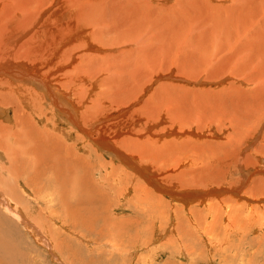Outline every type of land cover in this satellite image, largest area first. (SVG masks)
Instances as JSON below:
<instances>
[{"label": "rangeland", "instance_id": "obj_1", "mask_svg": "<svg viewBox=\"0 0 264 264\" xmlns=\"http://www.w3.org/2000/svg\"><path fill=\"white\" fill-rule=\"evenodd\" d=\"M53 1L51 0H0V70L2 69L4 65L5 66L7 65V67H10V68L12 67L13 69L15 68L14 70L16 72L19 69H24V67L25 68L28 67L27 70H31V69L37 70V71L39 70L40 75L42 74L45 75L46 68L47 70H49L50 68H54L53 66L54 64H56L55 67L57 66L56 60L60 57L54 56L56 47L62 44L66 46L69 43L70 39L73 38V35H72L73 33L77 32L75 35H77L78 33L82 34L84 30V28L83 29L81 28V26L84 25V22H81V21L79 22L80 27H77L78 25L76 23H73L75 18L70 19L68 22L67 15L63 13L65 10L63 7L64 5L63 2H64L66 3L65 8H70V7H73L72 5H74L77 7V10L81 12L80 14L83 15L84 17L86 16V14L89 13L88 10H90L91 14L90 15L88 14L89 15L88 24H90L91 22V26H92L93 23H95L96 25L98 24L96 23V21L99 22L100 25H97L98 35H95V37L100 42H103V41L106 42V43L104 42L105 44L100 43V45H102L103 47L105 46L109 48L114 47V51L109 50L105 52L104 54L105 57H100V58H104V60L110 59L109 62L115 61V63L119 65V67L117 68V65L115 64L114 65L112 64L113 66L112 65L108 66V62H106L107 66L105 67L106 63L104 65L103 62L99 61L97 65L100 66V73L101 74L103 73V71H101L102 67L104 68L103 69L104 71L106 70V72L103 75H98L99 77L96 76L97 78L95 77L96 79L99 80V85L97 84L98 80L96 81L97 83L94 84V87L97 88L96 89L97 93H99V90H100L99 87L100 85H102L101 82L104 84L103 85L104 87L101 86L100 92L101 91L103 92L104 90L109 91L108 85H107L108 83H105L106 81H104V79L106 80L109 77V74L111 71H115L119 73L120 70H122V68L125 69L126 66L129 67V64H131V61L134 60L133 63L138 64L139 67L142 69V71L143 69H145L143 71V74H141L142 82L140 85H142L143 82H150V80H152L154 75H157L159 73L168 74L171 71H174L175 76H177L178 78L183 77L191 81L192 82L191 85L183 81H177V83L175 81V84H177V86H179L181 90L184 89L182 86L186 85L185 87L190 89L192 91V92L190 91L192 94L197 95V97L190 96L186 100L188 103L192 101L195 102L192 104L191 107L194 106L197 109L198 107L202 106L203 108L200 107V109L202 108L201 110H204L203 102L205 101L203 98H200L201 96L199 93L203 89L209 91L208 94H210V97H213V99L211 100H214L213 101L214 104L216 100H218V97L216 98V96H220L219 99H221L222 102L219 103L217 101L218 105H216L215 108L217 109V111H223L220 113V117L225 118L224 119L225 121L227 118H229L231 121V117L234 116L235 112H236V115L234 116V118L235 117L239 118L238 117L239 114L241 117H243V113L245 110L242 107H245L246 105L248 106L249 104H250L249 106L255 105L257 103L256 101H258V98L254 97L257 100L255 102L250 103L248 101V98L246 99L244 96H247L246 95L247 93L248 94L253 93V96H256L258 94L256 92L264 83V78L260 80H256L254 82L248 83L247 81H245V82L239 83V81H235V80L233 81V79L230 77H228L229 79L225 81V77H226V74L230 70H232L234 66L240 67L242 62L243 64L247 63V65H249L250 63V65L247 66V67H250V68H247L249 73L244 74V75H250L253 72L251 71L253 69L252 67H254L255 65L257 66V64L259 63L262 65L263 68L261 67V65H258V66H260L262 70L264 69V0H106L103 6H101L100 4L93 5L88 10H85V12L81 8L88 7L86 5H82L83 3L87 2V0H59V1H55L54 5H52ZM81 1H83V3H81ZM67 2L71 4H68ZM110 3L112 5H110ZM48 22L51 24H49ZM67 24L70 26H68ZM188 24L190 26H188ZM77 28L80 31H78ZM89 31L90 33L93 34V31L91 30ZM130 37H133V38H130ZM80 38H82V36L77 37L75 41H73L72 43H70V45H68V46H71L72 44H74L73 46L74 53L77 52V47L79 46V44L84 42V39L79 40ZM123 38H125L126 40ZM68 46L66 47V49L68 48ZM119 51H121L127 56L125 57L122 56L124 54H122L121 52L119 54ZM131 52L135 53L132 55L133 57H130L131 55L128 56V54H131ZM82 53H85V52H82ZM107 53H110V54H107ZM113 53H115L117 57L116 56L114 57ZM141 53H144L145 55ZM70 55L71 54H69L68 57H65V59L66 60L69 59ZM77 58H79V60L76 59L75 65H73V67L65 68L61 73L59 72L61 68L57 70V73L59 72L58 76L61 75L60 77L62 81L64 80L63 83H61L62 85H60V83H58V85H60V88H62L64 91L65 90L69 91V88H71L68 75L71 74V72H75L74 68H78L80 69V71L81 70L84 71L88 67H90L89 65L91 62L89 60L83 59L86 57H77ZM93 58H94L93 61L96 62L97 57H93ZM238 60L239 62H241L240 64L239 62H237ZM230 67L232 68L230 69ZM115 68L117 70H114ZM15 71H12V75L1 74L0 81L1 80L10 81L9 78L11 79L12 77H13L12 78V81H13ZM89 72L97 73V71H89ZM232 72H234V70H232ZM263 74L262 76L264 77ZM103 76H106V77L103 78ZM163 77L158 82L156 83L153 82L151 89L146 94L143 92L142 102L138 103L135 107L130 109V112H131L130 118H131L132 114L133 116H136L137 113L135 112L143 108L140 106L147 107V105L150 104V107L152 106V110L151 109L148 110L147 114L148 116H151V117L146 118L147 120L145 119V121L140 122L139 125L137 124L134 127H133V124L135 123L132 122L133 123L132 124L130 122L132 119L128 120L127 122L129 124H126V125L128 126L129 129L127 128L128 131L126 132H129V134L125 132L123 135L120 136V138L118 137V139H120L121 141L124 138L127 140H131V141L132 140L133 141L143 140L147 138L148 136L150 137L152 133L153 134L151 136H156L158 134L163 135L164 137L167 136L166 138L163 137V141L166 142V144L171 147V150L167 147V150L165 152L168 154H171L172 151L175 152L177 150V155H178V150L180 148V147H177L178 144L183 143L185 141H187L188 143L190 141L192 142L194 138H195L194 140L197 141L196 137H198V134L196 133L201 134L205 132L207 137L204 136L205 139L204 138H200V140L198 139L200 142H204L202 146L198 145L195 148H194V144H188V145L181 146L183 149L182 151L184 152L186 151V152L184 153L181 151L180 152L181 156L179 155L178 156L179 158H182L183 160L186 158L184 162L181 161L183 165L184 164L186 165V167L184 166L182 169L179 168V170L176 171L175 173L174 172L171 173L172 175L167 174V173L163 175L157 169L158 167L160 168L162 167L160 166L161 163L157 164L153 160H149L148 162L149 164L147 163V166H151V168L152 167L155 168L162 175L160 176V179H163L162 181L164 182H160V183L163 186L168 187V190H172L173 189L172 185H174L175 182L176 183L178 182L179 183L178 189L180 190V194H183L184 197H188L189 199H190L191 192H194L196 190L204 191L208 188L212 189L213 187H215L217 190L219 187H221L219 189H221V191L223 192L222 196L224 194L225 196H223V198L221 197L220 200H218L216 197H213L212 203L214 206L212 207L211 206L207 207L206 205L195 207L194 205H192L195 202L191 203L190 206L185 207L183 204H181L182 202L175 203L172 201L170 194H172L174 190H172L169 193V195H164L162 192L157 193V192L152 191L153 187L146 186L145 188L146 189L148 188L149 193L153 194L154 196H160L163 199L162 208H161L163 217H160V214H159L160 210L158 207L147 204V201L140 203L138 201L139 199H136L137 198L136 192L134 191L130 193L127 197H125V200L127 199L128 201L126 200L124 202L123 200L122 202L123 204L120 205L121 204L120 200L117 198H114L113 197L114 195L111 196L110 194H108V192H104V193L102 192L104 189L103 186L106 183L105 178H109L113 176L115 173H118V170H115V169H113L114 171L112 170V165H111L112 163H111L110 158L106 156L102 157L98 155L99 158L97 157L98 158L97 159L94 153H92V156L90 159V157L86 154L88 157H86L87 159L85 158L86 159L85 162H88V166L85 167L84 164L81 166V168L84 171L79 170L78 168L75 169V166L73 164V166H71V169L74 171L69 170L70 172L69 175L72 174L74 176V173H77L78 171L82 173V176L85 175V178L82 177V181L86 182L85 184L87 187H89L88 185L90 183L92 184L95 183L94 188L98 187L96 188L98 192L96 190H94L96 191L94 192L90 188V191H88V193L90 197H94V198L97 197V199H95L96 200L95 203L77 204L79 206L75 210L76 212L72 211V215H74L75 217L72 216L71 219L64 220L66 222L65 226L68 227V229L71 231V234L65 231L63 227L56 225L54 223H51V222L43 225L47 221V220H44L45 222L43 221V218L46 219L45 217V215H47L46 210L41 212V210L39 209L37 211L36 205L33 204V202L27 197V194L25 195L24 190L26 189L22 187L23 188L22 190L21 184L20 185L15 184L16 186L15 188H4V190L6 189L7 191L11 190L14 193L16 192L15 195L18 197V206H21V208H24L27 210V213L26 212L25 213L28 215V217L30 216L29 218L31 220V223H34V225L37 223L38 224L41 223L42 225V226L40 225L41 228L39 227V225H36V226L40 230H42V237L45 243L49 246L51 250L52 248H55V247L59 248V252L56 253L57 254V260H56V258L52 254L39 248L35 240L31 238V235L27 233L24 226L20 225L18 222L17 223L13 222V224L12 223L11 225L9 224L10 225L9 230H12L13 227L17 225L15 229L19 228V231L22 234L20 233L21 236L19 235V236H16L15 238L12 235L9 236L7 235V233L2 232V235L4 237L2 238V235L0 236V240L2 242L1 244L2 246L0 245L1 246L0 252L2 250H6V249L8 250L5 251L6 252L5 254H4V251L1 252L4 255L0 253V264L2 263L11 264V263H8L6 260H8L9 262H12V264H60V262L64 264H91V261H94V262L98 261L96 262V264H264V238L258 237L256 234V230L254 229L249 230V226H248V223H249L248 220L250 218H253L255 213H257L261 217H264V204H260L261 202L257 201V199H254V198H252V202L248 203L245 200L236 198V197H234V199L238 201V202L235 201L236 206L234 204L228 205L225 202L226 199H228L229 197H232V194L226 190L231 188L230 191H232L233 190L232 188L236 187L238 177L240 176V174L237 173V171L229 170V169L238 170V165H235L231 168L225 166L226 164L230 165L231 162L228 161L229 160L228 157L230 156L223 153L224 151H227L226 149L227 147L224 146L225 141L229 138V136L230 137L232 135L236 136L237 130L236 131L231 130L230 127H228V123L225 122L224 120L223 122L219 120L217 122V119L215 120L201 119L204 125L202 124V122H199L197 118L193 119V120L196 119L195 121L197 123L193 120H182L180 118H176L173 115L172 111L168 113L167 111L169 110H167L166 108L165 109L167 110L166 111L167 117L163 118V120L161 118H156V117H161V116L159 115L160 113H158L159 110L156 109L157 110L156 111L155 108L153 107V101L155 100H152L151 97L156 92V90H158L157 88H160L166 83L173 82L171 80H167V78L163 79ZM91 78L93 77L91 76ZM53 82L55 83V81ZM243 83L244 84L246 83L245 84L246 86ZM4 84H6L5 81H3L2 86ZM118 84H119V81H118ZM172 84L170 83L169 87L168 85H166L168 87L167 89L170 91H173L171 90V88L173 89ZM106 85H107V88H106ZM109 86L111 87V84ZM238 87H240V90ZM80 88H81L80 86H77L76 88H74V90L76 89L75 95L79 99H80V94L82 93L81 91L82 89L80 90ZM241 88L243 89L244 92H242ZM193 90H196V92H193ZM161 91H162V88H161ZM246 91L248 92L246 93ZM112 92L113 91L110 90V93ZM239 92L240 94H239V99H238L237 95ZM4 93L6 95V92L4 90L2 92V88H0V97H3V101L5 102L6 97H4ZM88 93L90 92H86V90H84L82 94L84 98L88 96L87 97L88 103L86 104V106H89L90 101H91L90 98H93L91 93L90 94ZM20 94L23 95V93H20ZM157 95L161 97L159 93ZM12 96H15V93L14 95L12 94ZM21 97L23 98V96ZM175 97L176 99L175 98L172 99L173 101L170 99L172 102L168 100L167 103H169V105L168 104L167 105L172 106L173 108V105L179 104L180 107H178V110H181L182 112L184 110V108H182L183 107L182 99L180 98L179 95H177V93L175 94ZM119 98L116 97V95L111 94V96H108L106 98L107 99L106 101L100 100L98 104V109L100 110L102 108L103 110L102 113H105L108 110L107 113H109L112 111L113 108L116 109L117 107H120L121 105H122L121 107H126L124 106L125 101L120 100ZM240 98L242 99V101H240ZM8 99L9 98H7V101ZM229 99L231 100V102L229 101ZM23 101L27 102L24 99ZM103 102L104 103L106 102V103L102 104ZM174 102H177V104L171 105V103H174ZM228 102L232 103V105H230V103ZM6 103L10 104L11 102L9 100ZM236 103H239V104L236 105ZM15 104L16 103L14 102L13 105L9 106L10 111H11L10 116H13L15 114V108L20 103H17V105ZM39 104L41 107L42 106L45 107V105L42 102H39ZM161 105L163 107H166V103H162ZM3 106L4 104L2 105V107ZM194 107L191 109L196 111ZM86 109L87 108H85V110ZM29 111L30 110L28 109H23V112L26 114H31V112ZM16 112H17V109H16ZM124 113L125 112L120 113V111L116 112L114 114L115 120L113 119V121L105 122L104 125L111 124L112 122H117V120L118 121L121 120L125 116ZM156 113H158L159 116ZM224 114H228V115H224ZM89 115H92V114H89ZM49 116L50 117H48V119L50 118L52 120L51 129H49V132L55 137L50 138L48 142L57 144V145H62L63 148L65 147L64 152H66L67 149L70 150L69 152L65 153L67 160H70L68 159L69 157L68 155H70L68 153L70 152L73 153V155L75 154L79 155L78 152L79 151L81 152V149H80L81 146H78L76 150L74 149V146L76 145L75 142H77V140L75 139L74 136L71 135L70 128L66 127L65 122H62V121L60 122L56 119H53V116L51 115ZM155 120H157V122L159 120V122L156 123ZM31 121L29 123L34 124L35 128H37L38 130L44 129L43 127L44 124H39L38 122L39 120L37 118L35 119L34 117H32ZM56 122L61 124V128H60L61 132H54V129L52 128V124ZM161 122L163 123L166 122V123H164L163 125V123ZM170 122L172 125L175 123L174 127L172 126L170 127L171 124H167ZM224 122L226 124H224ZM177 123H179L178 127H177ZM222 123L224 126L222 125ZM5 124L9 125V123H6V122ZM165 124H167L166 129L169 128L167 129L168 131H166L165 129ZM182 124L184 125L182 126ZM142 125L144 128H142ZM179 125L182 126V128L179 127ZM215 125H218V127ZM219 126L221 127L219 128ZM135 127H137L138 129ZM183 127H185L186 130H184L185 128ZM196 127L200 131L197 130ZM200 127L202 129H200ZM194 128H196L195 131L197 130V132L195 133V136L196 135L197 136L196 137L193 136L194 138L191 140L188 138L192 137V135L185 137L188 134V132L193 130ZM209 128L211 130H209ZM179 129L181 131H179ZM170 130L173 131L171 132L173 135L168 134ZM182 130H184L185 133ZM64 131L67 133V136L64 134L65 133ZM165 131L167 135L165 134ZM224 131L226 132V134ZM257 131L259 133L262 132L260 129L257 130V128H251V129L245 128L242 130V132H247L253 136H258L256 135ZM62 132L65 138L63 137L62 139L63 141H60L58 139L60 137L62 138L61 136ZM143 132H144V135H142ZM180 134L181 135L184 134L183 137H181L182 139L178 136ZM215 134H216V137H214ZM173 136H175L174 137L175 139L173 138ZM177 136L179 137L178 140L176 138ZM128 137L129 138L131 137V139H129ZM168 140L170 141L168 142ZM174 140H177V141H174ZM246 143L237 148L235 156L238 155V158H242L244 156L252 154V150L254 149V147H256L257 144L254 142V144L250 147V149L249 148L247 149L248 142ZM10 144H12V142H10ZM69 144L71 146H69ZM13 147L14 146H12L11 148ZM244 149L245 150L247 149L246 153H244L245 152ZM82 152L80 153V155L84 156L85 153L84 151ZM158 155L160 154L157 153L156 156ZM225 158H227V161H226V164L223 165L221 162L224 163ZM230 160H233V158L230 157ZM91 161L93 162L92 164H90ZM95 162L97 164H94ZM115 164L118 167L120 165L119 162H115ZM188 164L191 165L192 167L188 166ZM70 165L72 164L70 163ZM95 165L97 169L93 171L92 169H93V166ZM102 165H104L105 170ZM59 166H62V165L60 164ZM11 170L15 173H16L15 170H18L21 174V177L23 175L22 172H24V169H20L18 166V163H15V162ZM92 171L93 173H89ZM194 171H197L198 173L192 174V172ZM58 175H60V173H58ZM101 175L104 176L105 178L100 177ZM194 176L196 178H194ZM233 178H237V180L236 179L233 180ZM119 179H120V182H119ZM138 179L139 177L138 176L136 177V175H134L133 178L128 180L130 183L127 181L124 183L123 186L125 188L131 187L133 190V188H136L138 184H140V180ZM122 181H123L122 177L119 176L117 177V180L108 181V182L109 184L111 182L110 185L113 187H119V186H122ZM11 183L12 181L10 182V184ZM73 183L75 182L71 181V184ZM117 183H119V185ZM41 186L38 185L39 190H41ZM120 188L122 189V187ZM30 190L31 189L28 188L26 191H28L29 193L31 191L33 193L36 191L35 192L36 199L40 200V199L45 198V197H42V198L40 197V196H43L44 194L43 193L41 194L36 188L32 189L31 191ZM92 193L93 194L96 193L94 195H98V196L95 197ZM116 194L118 193L116 192ZM242 195L248 196L247 191L244 190L242 192ZM102 197H103L102 199L103 201L100 200ZM153 197L151 198L152 202L155 200V198ZM66 204L67 202L60 201L57 203L55 208H51V210L55 211L57 207L63 208L64 206H66ZM49 205H55V203L54 204L49 203ZM86 205L87 206L89 205L88 208L89 207L91 208V206L93 205L92 208H94L95 210L90 211L92 208L88 210L87 207H84ZM98 206L99 207L102 206V208L101 207L99 208ZM234 206L237 212H241V215L239 213L240 215L239 220H236V221L237 223H241V225L242 223L245 224V225H242L244 227L243 231L237 230L236 228L235 229L231 228L230 222L228 220V218H231V217L230 216L224 217L223 215V212H226L227 208L234 207ZM95 207H98V208L96 209ZM150 207L151 209L154 208L153 210L157 209L156 213H154L155 211H151V212L144 211ZM236 207L237 208L242 207V208L237 209ZM31 209H36L33 211H36L37 213H34L33 211H31ZM177 209H180V210H177ZM0 211H1L0 219L7 218L8 222L13 221L12 219L14 218L13 214H8L9 212L8 211L6 212L4 208L0 209ZM59 211L60 213L61 212L63 213L62 210H57L55 211L57 216L60 218L65 217L63 215L64 213L60 214ZM110 211L111 213L108 214ZM92 212H94V214ZM105 213L108 214L107 217ZM95 216L96 217L98 216V218H96ZM197 216L199 219H197ZM221 217H224V218H221ZM89 218L92 220H89ZM217 218L218 219L221 218V219L218 221ZM83 222L85 224H83ZM91 222H92V225H91ZM38 228L36 229L37 232H39ZM205 228H210V232H207ZM223 228H225L226 232L227 231L230 232L231 230H233L235 233L231 231L230 237L226 238L223 232L224 231ZM72 231L73 232L77 231L76 233H80L86 236L88 238L87 240L91 241L90 247L87 245V242L85 243L84 241H81L79 238L80 236L78 237L76 233H74L75 234L74 235ZM106 232L108 233L106 234ZM99 234H101V236ZM18 237L20 238L18 239ZM4 238L5 239L8 238L6 239L7 242L4 241ZM254 239H256L255 242H254ZM8 240L10 241L9 242L10 245L8 243ZM94 241H95V244H94ZM116 241L117 243L115 244ZM225 241L228 244L225 245L224 243ZM5 243L6 244L8 243V244L5 245ZM220 243H224V244L221 245ZM112 245L113 247L114 245L115 246L119 245L117 249L118 251H116L115 249L117 248V246L113 248ZM260 245L261 246L263 245V247H261ZM3 246H6V247H3ZM92 246L97 247L99 250L91 251V249L93 248ZM122 246L126 249L125 253L124 251H120ZM111 248L113 249L111 250ZM184 248L187 249L190 257L188 256L183 257ZM7 251H9L11 255H9ZM11 251L15 253L12 254ZM5 256H6V259H5ZM59 258H60V262L58 261ZM2 260L5 262H2Z\"/></svg>", "mask_w": 264, "mask_h": 264}, {"label": "bare ground", "instance_id": "obj_2", "mask_svg": "<svg viewBox=\"0 0 264 264\" xmlns=\"http://www.w3.org/2000/svg\"><path fill=\"white\" fill-rule=\"evenodd\" d=\"M51 1H53V0H51ZM55 1H59V0H54L52 5H54ZM105 2H106V0H87V2H85V3H83V1H81V3H83L82 5L88 6L86 8H81V9L85 12V10H88L89 8H91V6L98 5V4L103 6ZM67 3L71 4L69 2H67ZM63 4H64L63 7L65 9L63 13L65 15H67L68 22H69L70 19L75 18L73 23H76L78 25L77 27H80V25H79L80 21L84 22V25L81 26V28L82 29L84 28V30H83L82 34L78 33L77 35H75L77 32L73 33L72 35H73L74 39L71 38L69 43L66 46L63 45V44L62 45L58 44L59 46L56 47V51L54 53L55 57H60V58H58L56 60L57 61V66L55 67L56 64H54L53 65L54 68H50L49 70H47V68H46V73H45V75L42 74L43 76L39 74V70L38 71L37 70H32V69L31 70H27L28 67L27 68L24 67V69H26V70H24V69H19L18 70V68H17L18 71L16 72L14 70L15 68L13 69L12 67L10 68V67H7V65L6 66L4 65L2 67V69L0 70V75L1 74H3V75H12V71H15L14 72L15 73L14 74V80L15 81L14 80L12 81V78H13L12 76H10V77H12L11 79L9 77H7V78H9L10 81H7V80H1L0 81V88H2V92H3V90L6 92V95L4 93V97H6L5 98V102L3 101V97H0V104H1L0 105V209L4 208L6 212L7 211L9 212L8 214H13V216H14V218H12L13 221L11 219L12 222H10V221L8 222L7 218H1L0 219V233H1L0 236L2 235V232L7 233V235H9V236L12 235L15 238H16V236H19L21 232L19 231V228L15 229V227L17 225H15V227H13L12 230H9V226L11 225V223L13 224V222L14 223L18 222L20 225L24 226V228L27 231V233L31 235V238L33 240H35V242L39 246V248L49 252L50 254H52L56 258V260H57V254L56 253L59 252V248L55 247V248H52V250H51L49 248V246L45 243V241H44V239L42 237V230H40L36 226V225H39V227H40L41 223L40 224L37 223L35 225H34V223H31V220L29 218L30 216L28 217V215L26 214L27 210L24 209V208H21V206H18V197L15 195L16 192L14 193L11 190L7 191L6 189L4 190V188H15L16 187L15 184H19V185L21 184L22 185L21 188L24 187L26 190L28 188L31 189V190L36 188L41 194L42 193L44 194L43 196H40L41 198L45 197L44 199H40V200L36 199L35 198V196H36L35 192L36 191L33 193L30 190L31 192L29 193L28 191L24 190V192H25V195L27 194V197L33 202V204L36 205L37 211L39 209L41 210V212L46 210V212H47V215H45L46 219L43 218V221L44 220H47V221L46 222L44 221L45 223L43 225L51 222V223H54L56 225H59V226L63 227L64 230L67 231L70 234H71V231L68 229L67 226H65L66 222L64 220H66V219L69 220V219L72 218V216H74V215H72V211L76 212L75 210L79 206L77 204L95 203L96 202L95 199H97L96 196H98V195H94L96 193H94V194L92 193L96 198L90 197L88 191H90V188L92 189V191H94L98 187L94 188V184L95 183L94 184L90 183L88 185L89 187H87L86 184H85L86 182L82 181V177L85 178V175L82 176V173L78 172V171H77V173H74V176L72 174L69 175V173H70L69 170L74 171V170L71 169V166H73V164L75 166V169L78 168L79 170H83L81 168V166L83 164H84L85 167L88 166V162H85V160L87 159L86 157H88V156L91 159L92 153H94L96 158L98 157V155H100L102 157L106 156V157L110 158L111 163H112L111 164L112 165V170L113 169L118 170V173H115L113 176H111L109 178H105L102 175L100 177H103V178L106 179V181H105L106 183L103 186L104 189H103L102 192L103 193L104 192H108V194H110L111 196L114 195L113 196L114 198H117V199L120 200L121 204L118 202L120 205L123 204L122 203L123 200H124V202L127 200V199L125 200V197H127L130 193H132L134 191V192H136V197H137L136 199H139L138 201L140 203H143L144 201H147V204L154 205V206L158 207L159 210H160L159 211L160 217H163V213L161 211L163 199L160 196H154L153 194L149 193L148 188L147 189L145 188L146 186L153 187L152 191L157 192V193L158 192H162L164 195H169V193L172 190H174L173 193L170 194L171 198H172V201L175 202V203L182 202L181 204H183L185 207L190 206V204L194 203V202L195 203L192 204V205H194L195 207H200L202 205H204V206L206 205L207 207L208 206L212 207V206H214L213 203H212L213 202L212 201L213 197H216L218 200H220L221 197L223 198V196H225V194L222 196L223 192L221 191V189H219L221 187H219L218 190H217L215 187L212 186L213 187L212 189H209L207 187L209 190L208 189H206L204 191L203 190H196L194 192H191L190 193V199H189L188 197H184L183 194H180V190L178 189L179 188V183L178 182L177 183L175 182L174 185H172V188H173L172 190H168V187H165V186H163L160 183V182H164V181H162L163 179H160V176H162V175L159 172H161L163 175L166 174V173L167 174H171L173 172L175 173L176 171H178L179 168L182 169L184 166L186 167V165L185 164L183 165V163L181 162V161L184 162V160L186 158L184 160L182 158H179V156H181L180 152L183 150L182 147H181L182 145L194 144V148H195L198 145L202 146V144L204 143V142H200L199 140H200V138H204V136L207 137V135L205 134V132L201 133V134L196 133L197 130H199L197 127H196L197 128L196 131H195L196 128H194L193 130L189 131L188 134L185 137H188L189 135H192V137L188 138V139L191 140V139L194 138L193 136H195V133H196V134H198L199 138L196 137L197 135L195 137L197 138V141H199V142L194 140L195 139L194 138L193 140L196 141V142H194L192 140V142L190 141L189 143L187 141H185L183 143L178 144L177 147H180L179 150H178V155L179 156L177 155V150L175 152L172 151L171 154H168V153L165 152L167 150V147L170 150H171V147L168 146L166 144V142L163 141V137H164L163 135H159L158 134L156 136H151L153 134L151 132L152 134L150 135V137L148 136L147 138H145L143 140H135V141L132 140L131 141V140H127V139L124 138L121 141L120 139H118V137L120 138L121 135H123L126 131H128L129 128L126 125V124H129L127 122L128 120L132 119L130 122L131 123L132 122L135 123V124L132 123L133 127H134L137 124L139 125L140 122L145 121L146 118H150L151 117V116H148V114H147L148 110H150V109L152 110V106L150 107V104H148L147 107L140 106V107H143V108H141V109L137 110V112H135V113H137L136 116H133V114H132L131 118H130V114H131L130 109L135 107L138 103L142 102L143 92L146 94L151 89V86H152L153 82L154 83L158 82L163 77V75H164L163 79L167 78V80H171L173 82L166 83L165 85L161 86L160 88H157L158 90H156V92L151 97L152 100H155V101H153V107L155 108V110L156 109L159 110L158 113H160L159 115L161 116V117H156V118H161L163 120V118L167 117L166 116V111L169 110V111H167L168 113L170 111H172L173 115L176 118H180L182 120H193L194 118H197L199 120V122H202L201 119H203V120H206V119L215 120V119H217V122H218V120L223 122V120L225 118L220 117V113L223 112V111H217V109L215 108V106L218 105L217 101L219 103L222 102V100L219 99L220 96H216V98L218 97V100H216V102L214 104L213 103L214 100H211V99H213V97H210V94H208L209 91L203 89L199 93H200V96H201L200 98H203L204 101L206 102V103L203 102L204 110H201L203 108L202 106H200V107H202L201 109H200V107H198L196 109V107L193 106L196 109V111L192 110L191 108H193V107H191V106L195 102L194 101H192V102L189 101L190 103H188L186 100L190 96L197 97V95L192 94L191 93L192 91L190 89H188L187 87H185L186 85L182 86L184 89L181 90V88L179 86H177V84H175V81H176V83H177V81H183V82H186L189 85H191L192 84L191 81H189L188 79L183 78V77L182 78H178L177 76H175V72L174 71H171L168 74L159 73L160 72L159 71L158 72L159 74L156 73L157 75H154V77L152 78V80H150V82H143V84L140 85L141 82H142L141 74H143V71L145 69H143V71H142V69L139 67L138 64L133 63L134 60L131 61V64H129V67L126 66L127 68L126 67H125V69L122 68V70H120L119 73L110 70L111 72L109 74V77L106 80L104 79V81H106L105 83H108L107 85H108L109 91L104 90L103 92L101 91L102 93L100 92L101 86L104 85L101 82L102 85H100L99 93H97V91H96L97 88L94 87V84L98 82L97 84L99 85V80L96 79V78L99 77L98 75H103L106 72V70L104 71L103 70L104 68L102 67L101 71H103V73L101 74L100 73V66L97 65V64L99 63V61H101V62H103L104 65H105L106 62H108V66L112 65V64L113 65L114 64L117 65L115 63V61L109 62L110 59L104 60V58H100V57H105V55H104L105 52H107L109 50H113L114 51V47L109 48V47H105V46L103 47L102 45H100V43L105 44L106 42L105 41L100 42L95 37V35H98V32H97L98 31V27H97V25H100V23L96 21V23H98L97 25L95 23H93V25L91 26V22H90V24H88L89 23L88 22V17L91 14L90 10H88L89 11V13H88L89 15L86 14V16L84 17L83 15L80 14L81 12H79L77 10L76 6L72 5L73 7L65 8L66 7V3L63 2ZM140 4H141V2H140ZM110 5H112V4L110 3ZM60 10H62V9H60ZM100 16H101V14H100ZM64 23H65V21H64ZM49 24H51V23H49ZM68 26H70V25H68ZM188 26H190V25L188 24ZM77 30L80 31L78 28H77ZM89 30L93 31V34L90 33ZM61 35H62V33H61ZM80 36H82V38H80L79 40H83L84 39V42H82V43L79 42L80 44L77 47V52L74 53V48H73L74 44H72L71 46H68V45H70V43L75 41L76 38L80 37ZM119 38H121V37H119ZM125 38H127V37H125ZM125 38H123V39H125ZM130 38H133V37H130ZM52 41H53V39H52ZM136 42H138V41H136ZM67 46H68V48L66 49ZM121 51H119V54H120ZM82 52H85V53H82ZM69 54H71L70 58L66 60L65 57H68ZM107 54H110V53H107ZM113 54H114V57H115L116 56L115 53H113ZM122 54H124V53H122ZM133 54H135V53L131 52V54H128V56L131 55L130 57H133L132 56ZM141 54L145 55L144 53H141ZM122 56L125 57L127 55L124 54ZM136 56H138V55H136ZM77 57H86V58H83V59L89 60L91 62L90 65H89L90 67H88L86 69L87 71L86 70H84V71L81 70L80 71V69L74 68L75 72H71V74L68 75L69 76L68 77L69 78V83H70L71 88H69V91H67V90L64 91L62 88H60V85H62L61 83H63L64 80L62 81V79L60 77L61 75L58 76V73L59 72L61 73L65 68L73 67V65H75L76 59L79 60V58H77ZM93 57H97L96 58V62L93 61L94 60ZM142 59H143V57H142ZM237 62H239V60ZM140 63H142V62H140ZM240 63L241 62H239V64ZM235 64H237V63H235ZM256 64H257V62H256ZM249 65H250V63H249ZM249 65H247V63L243 64V62L241 63L240 67L233 65L234 67L233 68L230 67V69L232 68V70H234V72H232V70H230L226 74L225 81L229 79L228 77H230V78L233 79V81L234 80L235 81H239V83L245 82V81H247L249 83V82H254L256 80H260V79L264 78L262 76V74L264 72V69L262 70L263 67H262V65L260 63L257 64V66L261 65L262 68L260 66L257 67L255 65L256 67L254 66V67H252L253 69L251 68L252 69L251 71H253V72L250 75H244V74L249 73V71L247 70V68H250V67H247ZM11 66H12V64H11ZM106 66H107V63L105 65V67ZM120 66H122V65H120ZM185 66H187V65H185ZM48 67H49V65H48ZM118 67H119V65H117V68ZM60 68H61V70H59ZM241 68L244 71H242ZM108 69H109V67H108ZM57 70H59L58 73H57ZM114 70H117V69L115 68ZM239 70H241V71H239ZM89 71H97V73H91ZM91 76L93 78H91ZM104 77H106V76H103V78ZM52 80L55 81V83H57V84H55ZM3 81H5L6 84H4L2 86ZM118 81H119V84H118ZM58 83H60V85H58ZM170 83L171 84L173 83L172 84L173 89L171 88V90H173V91L176 90V91L173 92V91H170V90L167 89L169 87ZM236 83H238V82H236ZM110 84H111V87L109 86ZM250 84H252V83H250ZM107 85H106V88H107ZM166 85H168V87ZM77 86L81 87L80 90L82 89L81 90L82 93L81 94L79 93L80 94V99L78 97H76V95H75L76 89L74 90V88H76ZM240 87H238L239 90H240ZM161 88H162L163 92L161 91ZM84 90H86V92H90L91 95L93 96V98H90L91 101H90L89 106H86V104L88 103V98H87L88 96L84 98V96L82 95ZM110 90L113 91V92L110 93ZM193 92H196V90H193ZM242 92H244L243 89H242ZM247 92L248 91H246V93ZM14 93H15V96H12V94L14 95ZM20 93H23V95L20 94ZM90 93H88V94H90ZM158 93L161 95V97H159V95H157ZM176 93L182 99V103H183V107L182 108H184V110L182 112H181V110H178V107H180L179 104L178 105H173V108H172V106H168L169 103H167L168 100L171 101L174 98L176 99V97H175ZM246 93H244V94H246ZM256 93H258L256 96H253V93H250V94L247 93L246 94L247 96H244L246 99L248 98V101L250 103L255 102L257 100L254 97L258 98V101H256L257 103L255 105H252V106H249L250 104L248 106L246 104H245L246 106L243 105V106H245V107H242L245 110L244 113H243V117H241L240 114L238 113L239 115L238 114L237 115H238L239 118H236V117L234 118V116L236 115V112H235V114L233 113L234 116L231 117V121H230L229 118H227L226 121L224 120L225 122L228 123V127H230L231 130H233V131L237 130V133H236L237 135L236 136L232 135L231 137L229 136V138L226 141L224 140L225 141V145L223 143V145L227 147L226 148L227 151H224L223 153L226 154V155H229L231 158H233V160H230V157H228V159H229L228 161L231 162L230 165L226 164L227 158H225L224 163L223 162H221V163L223 165L226 164L225 166L226 167H230V168L235 166V165H238V170H234V169H229V170L237 171V173L240 174V176L238 177L237 185L234 184V185H236V187L232 188L233 189L232 191H230L231 188L226 190V191L230 192L232 194V197H233V198L229 197L228 199L225 200V202L228 205H230V204H234L235 205V201H237V200H235L234 197L243 199V200H245L248 203L252 202V198H254V199H257V201L261 202L260 204H264V132H263L264 131V83L258 89V91ZM111 94L116 95V97H118V98L121 97L119 99L125 101L124 102L125 103L124 106H126L127 108L126 107H121L122 106L121 105L120 107H117L116 109L113 108L112 111L109 112V113H107L108 110L105 113H102L103 110H102V108L100 110L98 109V104H99L100 100H102V101L105 100L106 101L107 100L106 98L108 96H111ZM117 94H119V95H117ZM239 94H240V92L237 95L238 99H239ZM19 95L23 96V98L21 96H19ZM183 95H185V96H183ZM7 98H9L8 101L10 100V102H11L10 104L6 103V102H8ZM23 99L26 100L27 102H24ZM229 101L231 102L230 99H229ZM240 101H242L241 98H240ZM14 102L16 103L15 105H17V103H20V104H18L16 106L15 114L13 116H10L11 111H10L9 106L13 105ZM39 102H42L45 105V107H43V106L41 107ZM117 102H116V104H117ZM230 102H228V103H230ZM105 103L103 102L102 104H105ZM162 103H166V107H163L161 105ZM198 103H200V102H198ZM3 104H4V106L2 107ZM172 104H177V102L171 103V105ZM237 104H239V103H236V105ZM230 105H232V103H230ZM84 107L87 108V109L85 110ZM16 109H17V112H16ZM23 109L30 110L29 112H31V114L24 113ZM83 110H85V111H83ZM119 111H120V113L125 112L124 113L125 116L124 117L122 116L123 118L121 120H119V121L117 120V122H112L111 124H105L104 125L105 122L113 121V119L115 117L114 114L116 112H119ZM126 112H127V114H126ZM190 112H191V114H190ZM158 113H156V114L158 115ZM89 114H92V115H89ZM49 115L53 116V119H56V120H58L60 122L61 121L65 122L66 127L70 128L71 135L74 136L75 139L77 140V142H75L76 145L74 146V149L76 150V148L78 146H81V148L80 147L79 148L81 149V152L84 151V153H85L84 156L85 157L83 155H80V153H81L80 151L79 152L77 151L80 156L77 155V154L73 155V153L70 152V153H68V154L71 155V156L68 155L69 156L68 159H70V160H67L65 153L69 152L70 150L67 149V151L64 152L65 147L63 148L62 145H57V144H53V143L48 142V140L50 138L55 137L49 132V129H51V121H52L50 118L48 119V117H50ZM224 115H228V114H224ZM120 116H119V118H120ZM32 117H34L35 119L37 118L39 120L38 121L39 124H44V126H43L44 129L38 130L37 128H35L34 124L29 123L31 121ZM152 120H153V118H152ZM166 120H168V119H166ZM195 120H193V121H195ZM5 122L9 123V125H6ZM155 122L158 123L159 120H158V122H157V120H155ZM225 122H224V124H226ZM161 123H163V122H161ZM164 123H166V122H164ZM164 123H163V125H164ZM167 124H171V122L167 123ZM167 124H165V129H166V125ZM174 124L173 125L171 124L170 127L171 126L174 127ZM178 124L179 123H177V127H178ZM202 124L204 125L203 122H202ZM149 125H151V124H149ZM183 125L184 124H182V126ZM218 125H215V126L218 127ZM222 125H223V123H222ZM182 126L179 125V127H181V128H182ZM233 126H234V128H233ZM137 127H139V126H137ZM137 127H135V128H137ZM189 127H190V125H189ZM201 127H200V129H202ZM220 127L221 126H219V128ZM52 128L54 129V132H61V129H60L61 128V124H59L58 122L53 123L52 124ZM142 128H144L143 125H142ZM183 128H185V127H183ZM205 128H206V126H205ZM212 128H213V126H212ZM245 128H249V129L257 128V130L260 129L262 132L259 133L257 131L256 135H258V136H253V135H250L247 132H242V130L245 129ZM163 129H164V127H163ZM167 129H169V128H167ZM167 129H166V131H168ZM170 129H172V128H170ZM180 129H179V131H181ZM184 130H186V128ZM184 130H182V131L184 132ZM209 130H211V129L209 128ZM166 131H165V134H166ZM215 131H216V129H215ZM171 132H173V131L170 130L168 132V134H172ZM201 132H202V130H201ZM126 133L129 134V132H126ZM64 134L67 136L66 132ZM64 134L62 132V134H61L62 138L60 137L58 140L63 141L62 140L63 137L65 138ZM225 134H226V132H225ZM142 135H144V132H143ZM183 135L180 134L178 136L181 138V137H183ZM178 136L176 137L177 140L179 139ZM166 137H164V138H166ZM174 137L175 136H173V138ZM214 137H216V134H215ZM129 139H131V137ZM177 140H174V141H177ZM169 141L170 140H168V142ZM10 142H12V144H10ZM246 142H248L247 149L248 148L250 149V147L254 144V142L257 145L252 150V154L244 156L242 158H238V155L235 156L237 148L240 147L241 145H244ZM164 145H166V146H164ZM12 146H14V147L11 148ZM69 146H71V145L69 144ZM255 148H256V150H255ZM247 149L246 150L244 149V151H245L244 153H246ZM221 151H222V149H221ZM160 152L163 153V154H161ZM182 152H184V151H182ZM157 153H159L160 155L156 156ZM169 153H170V151H169ZM182 156H184V155H182ZM207 157H208V155H207ZM189 159H191V158H189ZM149 160H153L157 164L161 163L160 166H162L164 168H162V167L161 168L160 167L157 168L156 167L159 172L153 167H152L153 168L152 169L151 166H147V163L149 162ZM191 160H193V159H191ZM14 162L18 163V166H19L20 169H24V172H22L23 173L22 177H24V178L21 177V174L18 171L19 169L15 170L16 173L11 170L12 167H13ZM96 162L94 164H97ZM115 162H119V164H120L119 167L115 164ZM70 163L72 165H70ZM92 163L93 162L91 161L90 164H92ZM102 163H103V161H102ZM60 164L62 166H59ZM100 164H101V162H100ZM102 166L104 167V165H102ZM188 166H191V165L188 164ZM106 168H107V166H106ZM95 169H97L96 165L93 166L92 170L94 171ZM104 170H105V167H104ZM89 171H90V169H89ZM93 171L89 172V173H93ZM58 173H60V175H58ZM197 173H198L197 171L192 172V174H197ZM134 175H136V177L137 176L139 177L138 180H140V184H138V186L136 188H133V190H132L131 187H126L125 188L123 186L124 183L127 182L129 179L133 178ZM119 176L122 177V180H123L122 181V186H119V187L111 186L110 185L111 182L109 184L108 181L117 180V177H119ZM194 178H196V177L194 176ZM234 179L237 180V178H233V180ZM11 181H12V183L10 184ZM71 181H74L75 183L71 184ZM119 182H120V179H119ZM41 184H42V186H41ZM117 184L119 185V183H117ZM38 185L41 186V190L38 189ZM114 185H116V184H114ZM120 187H122V189ZM22 190H23V188H22ZM244 190L247 191L248 196L242 195V192ZM96 191H94V192H96ZM116 192L118 194H116ZM105 196H106V194H105ZM152 197L155 198V200L153 202L151 200ZM102 199H103V197L100 200H102ZM60 201L67 202L66 206H64L63 208L57 207V209L55 210V211H57V210H62L63 211L64 214L62 212L61 213L65 217H62V218L58 217L57 214L55 213V211L51 210V208H55L57 203L60 202ZM106 201H107V199H106ZM49 203H52V204L55 203V205H49ZM106 204H104V205H106ZM88 206L86 205L84 207L88 208ZM123 206H125V205H123ZM235 206L227 208L226 212H223V215H224V217L225 216H228V217L230 216L231 217V218H228V220L230 222V225H231V228H234V229L236 228L237 230L243 231L244 227L242 225H245V224L242 223V225H241V223H237L236 220H239L241 212H237L235 210ZM92 207H93V205L91 206V208ZM98 207H95V208L97 209ZM100 207L102 208V206H100ZM91 208L89 207L88 210L91 209ZM240 208H242V207H238L237 209H240ZM36 209H31V211L36 210ZM103 209H104V207H103ZM153 209H151V207H150V208H147L144 211H149V212L155 211L154 213H156L157 209H155V210H153ZM92 210H95V209L92 208L90 211H92ZM177 210H180V209H177ZM96 211H95V213H96ZM33 212L37 213L36 211H33ZM59 213H60V211H59ZM92 213L94 214V212H92ZM110 213H111V211L108 214H110ZM239 213H240V215H239ZM0 214H1V211H0ZM60 214H59V216H60ZM89 214H90V212H89ZM101 214H99V215H101ZM108 214L105 213L106 217L108 216ZM251 215H252V213H251ZM89 216H91V215H89ZM109 216H111V215H109ZM224 217H221V218H224ZM242 217H243V215H242ZM244 217H245V215H244ZM96 218H98V216ZM197 219H199L198 216H197ZM220 219H218V221ZM89 220H92V219L89 218ZM32 222H34V221H32ZM92 222H91V225H92ZM248 222H249L248 223L249 230H252V229L256 230L257 236L264 238V217H261L257 213H255L253 218H250L248 220ZM83 224H85V223L83 222ZM129 227H127V228H129ZM37 228H38L39 232H37V230H36ZM245 228H246V226H245ZM205 230L207 232H210V228H205ZM223 230H224L223 232H224V235H225L226 238H229L230 237V232L233 231V230H231L230 232L229 231L226 232L225 228H223ZM226 230H228V229H226ZM246 231H245V233H246ZM76 232H73V234L76 233ZM107 233L108 232H106V234ZM76 234L78 235V237L80 236L79 238H80L81 241H84L85 243L87 242V245L90 247L91 241L87 240L88 238L86 236H84V235H82L80 233H76ZM99 235L101 236V234H99ZM253 235H254V233H253ZM3 237L4 236L2 235V238ZM19 238L20 237H18V239ZM6 239H8V238H6ZM6 239L4 238V241H6ZM256 239H254V242L256 241ZM16 241H17V239H16ZM226 241L224 242L225 245L228 244V243H226ZM9 242L10 241L8 240V243ZM116 243H117V241L115 242V244ZM224 243H220V244L222 245ZM1 244H2V242L0 240V245ZM7 244L5 243V245H7ZM94 244H95V241H94ZM9 245H10V243H9ZM9 245H8V247H9ZM94 246H96V245H94ZM116 246L114 245V247H113V245H112L113 248H115ZM118 246H117V248H115L116 251H118L117 250ZM3 247H6V246H3ZM261 247H263V245ZM113 248H111V250ZM2 249H4V248H2ZM224 249H226V248H224ZM6 250H8V249H6ZM6 250H2L1 252L4 251V254H5ZM95 250H99V249L97 247H93L91 249V251H95ZM125 250L126 249L122 246L120 251H124V253H125ZM7 252L9 253V251H7ZM11 252H12V254L15 253L13 251H11ZM1 254L4 255L3 253H1ZM9 255H11V253H9ZM186 256L190 257L187 249L184 248L183 257H186ZM15 257H16V255H15ZM101 257H100V259H101ZM1 259H3V258H1ZM5 259H6V256H5ZM11 259H12V257H11ZM52 259H53V257H52ZM6 261L8 263L12 264V262H9L8 260H6ZM58 261L60 262V258L58 259ZM2 262H5V261L2 260ZM96 262H98V261H96ZM96 262L91 261V264H96ZM2 264H5V263H2ZM60 264H64V263L60 262Z\"/></svg>", "mask_w": 264, "mask_h": 264}]
</instances>
